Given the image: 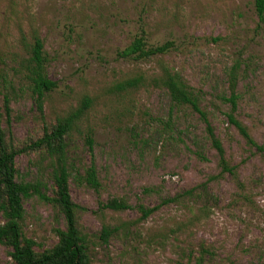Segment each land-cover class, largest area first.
Wrapping results in <instances>:
<instances>
[{"label": "rangeland", "instance_id": "1", "mask_svg": "<svg viewBox=\"0 0 264 264\" xmlns=\"http://www.w3.org/2000/svg\"><path fill=\"white\" fill-rule=\"evenodd\" d=\"M255 0H0V108L5 141L14 148L40 138L56 121L88 107L67 136L69 189L91 264H264V23ZM42 41L44 73L56 88L42 113L28 79L34 38ZM136 37L147 46L173 43L147 60L119 53ZM178 74L200 96L225 158L236 176L221 174L199 116L175 106L160 83ZM235 78L234 88L230 74ZM142 78L136 89L115 91ZM231 89L236 118L262 148L249 147L228 124ZM9 103V124L3 112ZM100 185L85 182L90 165ZM17 181L41 182L52 195L43 152L15 158ZM43 191L44 188H43ZM191 192V194H186ZM113 198L130 209H101ZM167 199L174 202L164 204ZM158 209L140 220L138 206ZM22 234L41 253L55 246L65 225L37 196L23 200ZM0 216V223H2ZM103 227L111 231L100 239ZM0 245V264L11 263Z\"/></svg>", "mask_w": 264, "mask_h": 264}, {"label": "trees", "instance_id": "2", "mask_svg": "<svg viewBox=\"0 0 264 264\" xmlns=\"http://www.w3.org/2000/svg\"><path fill=\"white\" fill-rule=\"evenodd\" d=\"M254 9L258 24L264 23V0H255ZM173 43L166 42L160 46H147L142 37H136L129 46L119 53L123 59L136 61L147 60L157 55H164L171 51ZM46 59L43 54L42 41L35 37L31 47V56L28 61V79L31 82L32 92L36 96L37 109L42 113L43 97L56 88V84L47 79L44 73ZM158 81L166 90L170 101L175 106H185L195 112L205 126V133L212 149L219 159L221 174L228 173L236 176V166H230L225 158V151L220 139L216 136L214 129L208 120L205 110L200 107V96L190 88L182 78L169 71L164 72ZM142 82V78H132L118 83L114 90L121 92L129 89H136ZM235 78L230 74V84L234 88ZM229 104V111L226 114L227 122L245 140V143L262 151L249 134L247 127L236 118L237 95L231 89L228 98L223 99ZM88 107V100H83L80 107L68 116L56 121V124L44 130L43 135L21 148H14L5 141V132L2 128L3 113L0 108V245L8 247L11 263L9 264H91L89 257L88 240L80 232L77 225V213L83 210L75 204L70 195L67 158V136L74 124ZM3 112L6 123L9 124V103L4 101ZM90 152V165L84 171L85 182L94 190L98 191L100 185L97 180L96 168L92 156V140L86 139ZM27 152H43L50 163V179L52 181V195L46 193L45 186L41 182L17 181V170L15 158ZM43 188L45 191H43ZM191 194V192H186ZM37 196L44 203L55 207L64 221V229L57 230L58 241L55 246L41 253L34 251L35 243L25 238L22 234L20 222L24 217L23 200ZM175 199H167L164 204L172 203ZM101 209L122 212L130 209L124 199L113 198L105 204L100 205ZM157 207L146 208L142 205L137 207L140 214L139 219L145 220L157 210ZM111 231L103 227L100 239L107 242ZM209 250L201 246L196 257V264H204Z\"/></svg>", "mask_w": 264, "mask_h": 264}]
</instances>
